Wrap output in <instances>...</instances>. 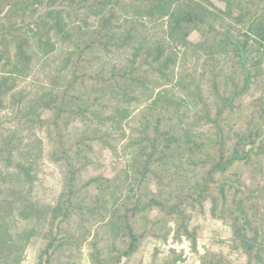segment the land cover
I'll return each mask as SVG.
<instances>
[{
  "label": "trees",
  "instance_id": "trees-1",
  "mask_svg": "<svg viewBox=\"0 0 264 264\" xmlns=\"http://www.w3.org/2000/svg\"><path fill=\"white\" fill-rule=\"evenodd\" d=\"M261 56L264 0H0V264L34 239L88 264L183 243L161 264H234L198 252L205 205L264 264ZM96 145L129 163L84 179Z\"/></svg>",
  "mask_w": 264,
  "mask_h": 264
},
{
  "label": "rangeland",
  "instance_id": "rangeland-1",
  "mask_svg": "<svg viewBox=\"0 0 264 264\" xmlns=\"http://www.w3.org/2000/svg\"><path fill=\"white\" fill-rule=\"evenodd\" d=\"M44 9L40 11L42 13ZM199 38L196 35L191 37L192 42L197 41ZM264 61V57L261 56ZM3 115L11 116V111H4ZM70 130L72 138H77L80 132V125L77 122L70 124ZM91 165L87 169V172L83 175L84 179H88L93 176H104L112 177L118 170L123 169L130 161V156L119 153L118 156L112 155L108 150H104L99 146L94 147V151L89 155ZM110 203V200L108 201ZM208 205H205V216L200 217L195 214L193 224L200 225L202 228L201 238L198 240V252L203 254L204 250L208 249L213 252H222L225 254L234 264H244L245 259L240 251H235L230 246V231L227 227L222 225L220 222L211 220L208 217ZM74 227V226H73ZM47 243L42 240H31L25 249L22 264H88L86 257V249L83 248L81 251H75L66 244L59 246L51 258L46 255ZM170 248H174L176 251L183 249L187 252L186 244L173 245L169 244L166 246H160L153 248L150 244H146L142 252L134 257V260L141 258L143 264H149L151 256L155 251L157 262L161 264V261ZM155 249V250H154ZM158 250V251H157ZM168 255V254H167ZM194 257L198 262L197 258L193 255H187L188 257ZM185 261V262H186ZM184 262V264H186Z\"/></svg>",
  "mask_w": 264,
  "mask_h": 264
},
{
  "label": "crops",
  "instance_id": "crops-1",
  "mask_svg": "<svg viewBox=\"0 0 264 264\" xmlns=\"http://www.w3.org/2000/svg\"><path fill=\"white\" fill-rule=\"evenodd\" d=\"M186 264H198V262L195 260L194 257H188L187 261L185 262Z\"/></svg>",
  "mask_w": 264,
  "mask_h": 264
}]
</instances>
